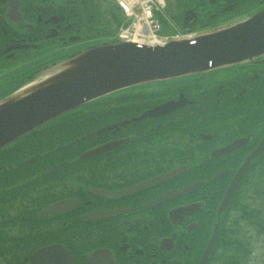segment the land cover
I'll return each mask as SVG.
<instances>
[{
	"label": "flooded vegetation",
	"instance_id": "obj_1",
	"mask_svg": "<svg viewBox=\"0 0 264 264\" xmlns=\"http://www.w3.org/2000/svg\"><path fill=\"white\" fill-rule=\"evenodd\" d=\"M101 1L0 0V100L107 41ZM192 2L199 33L264 6ZM83 104L0 148V264H199L227 188L264 141V56ZM241 178L209 264L264 179V151Z\"/></svg>",
	"mask_w": 264,
	"mask_h": 264
},
{
	"label": "water",
	"instance_id": "obj_2",
	"mask_svg": "<svg viewBox=\"0 0 264 264\" xmlns=\"http://www.w3.org/2000/svg\"><path fill=\"white\" fill-rule=\"evenodd\" d=\"M263 54L264 9L247 21L193 40H173L155 46L127 40L92 46L65 60L62 70L47 80L0 101V147L99 95L139 83L231 66ZM257 153L253 152L247 163ZM239 177L228 188L226 200H230ZM223 206L224 203L220 209ZM208 253L201 264H205Z\"/></svg>",
	"mask_w": 264,
	"mask_h": 264
},
{
	"label": "trees",
	"instance_id": "obj_3",
	"mask_svg": "<svg viewBox=\"0 0 264 264\" xmlns=\"http://www.w3.org/2000/svg\"><path fill=\"white\" fill-rule=\"evenodd\" d=\"M264 210H257L256 213H249L245 214V216H242V219H246L248 226H254L257 229V233L260 234V236L264 235ZM232 238L229 239L228 242L223 244L222 248L223 251L226 253V256H229V258L234 262L235 264H246L249 260V257L251 256V243L250 238H253L254 236H250L247 229H234L232 231ZM235 252V254L239 255L240 260H235V258L231 253ZM227 264H230L227 262ZM232 264V263H231Z\"/></svg>",
	"mask_w": 264,
	"mask_h": 264
},
{
	"label": "rangeland",
	"instance_id": "obj_4",
	"mask_svg": "<svg viewBox=\"0 0 264 264\" xmlns=\"http://www.w3.org/2000/svg\"><path fill=\"white\" fill-rule=\"evenodd\" d=\"M172 8L176 9L175 6ZM252 234L254 237L252 238L251 244V256L246 264H264V236L259 237L256 230Z\"/></svg>",
	"mask_w": 264,
	"mask_h": 264
}]
</instances>
